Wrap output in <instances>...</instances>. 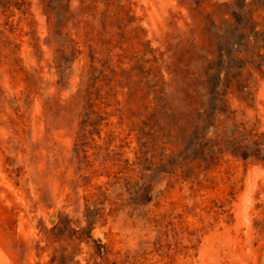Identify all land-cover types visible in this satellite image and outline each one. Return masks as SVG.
<instances>
[{
	"label": "rangeland",
	"instance_id": "374dc122",
	"mask_svg": "<svg viewBox=\"0 0 264 264\" xmlns=\"http://www.w3.org/2000/svg\"><path fill=\"white\" fill-rule=\"evenodd\" d=\"M128 2L132 37L165 59L264 48V0ZM11 13L15 46L0 38V264H264V70L224 99L219 116L209 105L208 156L193 166L198 149L174 138L182 131L141 140L129 105L123 116L103 105L91 124L60 107V40L49 35L46 0ZM84 63L73 66L64 100Z\"/></svg>",
	"mask_w": 264,
	"mask_h": 264
},
{
	"label": "trees",
	"instance_id": "16d2710c",
	"mask_svg": "<svg viewBox=\"0 0 264 264\" xmlns=\"http://www.w3.org/2000/svg\"><path fill=\"white\" fill-rule=\"evenodd\" d=\"M75 1L46 0L49 35L60 40L54 50L60 92L72 78L76 61H85L79 70L75 93L64 100L58 92L59 98L52 99L60 107L73 109L79 118L86 119V124L94 122L103 105L116 106L122 116L125 106L129 105L135 110L133 132L138 138L162 139V131L167 127L171 132L182 131L174 138L183 143L192 142V148L198 149V157H193L190 164H203L208 156L204 126L209 105L217 104L215 110L219 116L220 105L226 104L224 99L244 84L245 78L263 73L264 62L261 64L258 60H264V48H243L235 44L213 51L200 49L198 59L190 50L180 54L187 60L178 62L175 56L165 59V54L149 50L148 43L136 33L138 28L132 37L128 0H78L79 6L74 7ZM23 2L0 0V38L8 48L15 46V39L10 37L15 28L11 10ZM29 8L25 7L21 13L25 15ZM134 38H139L138 47L133 45ZM174 84L178 85L176 94L172 90ZM12 99L14 105L18 104V100ZM186 125L189 128L185 129ZM194 127L198 130L191 133ZM136 156L140 162L143 149ZM195 169L189 168L188 173Z\"/></svg>",
	"mask_w": 264,
	"mask_h": 264
}]
</instances>
